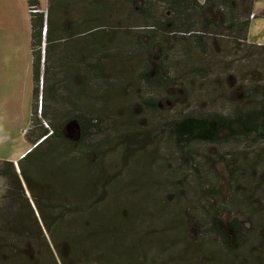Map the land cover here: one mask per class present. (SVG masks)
<instances>
[{
    "label": "trees",
    "instance_id": "16d2710c",
    "mask_svg": "<svg viewBox=\"0 0 264 264\" xmlns=\"http://www.w3.org/2000/svg\"><path fill=\"white\" fill-rule=\"evenodd\" d=\"M27 1L32 30L33 90L37 102L33 105L26 138L33 147L18 161L19 169L15 161L0 159V179H7L20 199L28 198L26 191L30 190L42 218L49 221L47 228L52 240L56 243L57 234H61L60 225L58 229L52 227L54 221L62 225V218L78 220L80 214H87L85 221L88 219L92 225L90 219L99 209L103 210L99 211L101 214L109 212L112 201H105L104 192L110 195L126 188L119 182L127 184V178L132 183L130 176H126L134 171L137 170L140 182L135 184L133 190L141 188V193L147 192L152 178L145 176V170L129 152L130 141L127 139L139 136L145 145L146 140L153 136L164 154L174 157L180 167L195 175L197 191L193 200L196 208L201 210L203 236L212 238L220 251L233 256V260L227 264H264V254L261 255L257 245L264 244V44L249 38L252 21L264 16V12L259 16L253 12L256 1H148L145 7H140L146 12V19L150 20L146 23L148 27L144 33L142 30L135 32V42L128 43V49L122 51L130 55L148 53L149 57L154 56L152 65L147 63L142 71L136 72L132 70L129 59L128 63L118 66L111 74H104L102 70L103 60L113 52V38L107 35V30L96 27L85 31L82 38L88 40L86 44L90 47L85 48L81 43L74 45L79 25L67 32L62 25L50 19L46 9H41V0ZM165 5L166 13L159 10ZM223 32L230 38L228 42L213 38L219 34L224 36ZM169 35L175 37V41L168 46L166 38ZM143 36L147 43L143 41ZM214 40L221 42L217 51L228 50L233 55L243 51V58H239L245 61L244 68H235L236 59L231 61L224 55H219L216 60L212 51L215 48ZM189 41L205 55L203 61L198 60L194 53L190 54L192 48L187 45ZM176 43L175 50L189 58L188 63L195 74L185 72L188 68L179 67V58L171 53ZM85 49L93 52L85 56ZM249 49L251 53L247 54ZM208 59L217 61L214 63L216 71H208L204 67L203 62ZM155 60H158L157 64L153 63ZM215 72L216 76L210 77ZM79 76L82 81L88 79L92 83L88 82L76 91L75 79ZM209 77L218 78L219 81L224 79L229 84L215 87L211 92H217L221 103H228L227 111L202 107L201 100L205 99L206 92H202L201 86ZM184 80L186 84L187 81L191 82L182 88L193 98L190 96L185 103H179L176 102L178 94L174 91ZM132 83L138 88L134 93L136 98L133 105H140L138 116L146 120L149 129L145 131V126L141 128L145 136L140 135L141 130L135 125L134 112H131L134 119H129L131 105L125 104L130 94L129 84ZM197 86L201 87L199 91L194 89ZM40 93L43 94L41 113L49 122L42 120L37 109ZM167 99L172 108L165 105ZM205 100L208 104L212 103L210 98L206 97ZM212 150H215V158L221 160L226 168V190L222 180L219 182L216 177L217 171L205 167L206 158L214 156L211 155ZM123 155L127 156V162ZM109 156L116 157V165L112 170L108 169L109 176L102 179L98 176L102 171L107 172V168H95L97 174L91 173L94 163L99 165ZM70 166V172H66ZM170 174L175 176L174 171ZM42 185L49 191L58 189L57 198L65 199L64 202L53 203L46 198L41 200L38 192L41 193ZM71 188L72 192L78 189L83 193L80 195L82 201L73 200L72 193L69 195ZM22 194L26 197L21 198ZM66 199L71 200L67 202ZM100 203L104 206L97 207ZM45 204L51 209L44 210ZM8 207L3 209L11 211L13 208L12 205ZM25 211L28 215L30 212L33 214V209L29 207ZM4 216L0 212V218ZM16 218L18 221L25 219L20 216ZM78 225L81 227L80 222ZM32 228L30 226L28 231ZM79 229L80 235L94 234L84 224ZM80 235L75 237L76 240ZM35 239H28L27 242L33 249L39 246ZM146 241L149 243L148 237L143 235L132 240L129 254L135 251L143 256ZM125 252L120 251L112 258H125L129 264H135L134 260L129 259L130 256L126 257ZM242 252H246L245 259L237 263ZM97 257L79 259L81 262L73 264H103ZM203 264L224 263L209 259Z\"/></svg>",
    "mask_w": 264,
    "mask_h": 264
},
{
    "label": "rangeland",
    "instance_id": "374dc122",
    "mask_svg": "<svg viewBox=\"0 0 264 264\" xmlns=\"http://www.w3.org/2000/svg\"><path fill=\"white\" fill-rule=\"evenodd\" d=\"M148 1L150 0H41V9H46L45 11L48 12L50 19L57 25H62L67 32L75 25H79L76 39L73 40L74 45L81 43L87 48L89 45L86 44L88 40L82 38L85 31H90L96 27L103 29V31L107 30V35H111L113 38L111 43L113 52H110L108 57L103 60L104 67L102 70L104 74H111L118 66L128 63L129 59L133 65L132 70L140 72L147 63L152 65L154 56L149 57L148 53L124 54L122 50L128 49L130 46L128 43L135 42L137 39L135 32L142 30L144 33L148 27L146 23L150 20L145 17L146 12L140 9V7H145ZM255 1L256 5L253 12L256 16H259L264 12V0ZM48 7L51 11H47ZM159 10L166 13V5L160 7ZM87 27L88 30H86ZM249 30L250 40L264 44V16L255 18ZM221 33L222 31H220ZM220 34L217 37L213 36V38L227 42L230 40L224 32V36H220ZM167 37H169L166 38L169 41V46L175 41V37L170 35ZM142 39L147 43L144 36ZM31 42L32 30L28 1L0 0V159L15 161L18 169V161L31 147L26 138V131L30 127L33 112L32 90L34 81ZM220 43L219 40H214L215 48L212 51L213 55L216 56V60L219 59V55H224L230 58L231 61L236 59L234 61L235 68H244L245 61L239 58L240 56L243 58V51H240L238 55H233L228 50L221 52L220 49L217 51L216 48H219ZM187 45L192 48L190 54L194 53L198 60H204L205 55L200 53L197 46L190 41L187 42ZM175 47H177V43L173 46L174 51H171V53L173 57L179 58L181 63L180 66L178 63V66L188 68L185 72H191V75L195 74V70L188 63L189 58L179 50H175ZM212 51L210 50V54H212ZM91 52H93L91 49H85L83 54L89 56L88 54ZM250 53L251 49L248 50L247 54ZM261 60L259 63L263 67ZM157 61L155 60L153 63L157 64ZM215 62L217 61L208 59L203 64L208 71L214 72L216 71ZM249 63L252 67V61ZM60 70L63 71V69ZM213 76H216V72L210 77ZM210 77L201 87L202 92L207 93L204 94L205 99L206 97L210 98L212 103L208 104L203 99L201 100L202 107L227 111L229 109L228 103L223 101L222 104L219 101L221 98L218 97L217 92H211L215 87H223L225 84H229L224 79L219 81L218 78L213 79ZM28 82H31V84ZM88 82V79L82 81L80 76L76 77L75 90L79 91L80 87ZM199 82L201 83V81ZM187 83L191 84L190 81H187ZM188 84L184 80L175 88L177 90L174 92L178 94L176 102L185 103L189 100L188 97L191 95L189 96L183 89ZM201 87L197 86L194 89L199 91ZM129 89L130 94L125 102V104L129 103L131 105L130 108L128 107L130 110H128L129 119H134L132 115L134 112L135 125L140 130L145 126V131H149L145 123L146 120L138 116L140 105H137V103L133 105L136 98L134 93L138 89L137 85L129 84ZM191 98L193 97L191 96ZM165 103L169 107L173 106L168 99L165 100ZM40 117L42 120L46 119L49 122L43 113ZM140 135H144L142 130ZM127 140L130 141L129 152L137 160V164L139 163L141 168L145 170V176L152 178L150 188L146 193H141V188L133 190L135 184L140 182L137 170L134 171L133 174L126 176H130L133 180L132 183L127 178H125L127 184L123 181L124 184L119 182L121 186L126 188H121L120 191L116 190L115 193L110 195L104 192L105 201L108 203L112 201L108 207L110 211L101 214L99 211L103 210L99 209L94 214V218L90 219L92 225L88 223V219L85 221L86 218L84 217L87 214H80L81 217L78 220L70 217H67V219L62 218L64 228H62L59 221H54L51 224L54 229H58V225H60V229H63H59L61 234H57L56 243L52 240L47 228L49 221L42 218L41 210L32 198L30 190L26 187V196L29 199H20L14 194L13 190L15 191V189H11L9 181L1 178L0 212L5 216L0 218V264H73L81 262L79 259L88 260L92 257L97 259V256L100 257L98 260L103 264H129L124 260L125 258H112L114 254L123 250H126V257L129 258L128 256H130L129 259L134 260L135 264H203L209 259L216 263L227 264L233 260L232 255L220 251L219 246H216L212 238L203 236L201 210L196 208L193 200L194 193L197 191L194 182L195 175H191L180 167L174 157L164 154L163 148L153 136L146 140L145 145L139 136L129 137ZM214 152L215 150H212L211 155H214ZM60 157L62 161V156ZM122 158L124 161H128L127 156L123 155ZM114 160H116V157L109 156L99 165L94 163L91 173H96L95 168H107V172L102 171L98 174L101 179L105 178L108 175V169L112 170L116 165ZM220 161L215 158V155L211 156L210 159L206 158L205 167L217 171L216 177L219 182L222 180L223 187L226 190L228 174L225 166ZM70 170L71 166L66 172H70ZM173 171L175 172L174 177L170 174ZM175 186L177 187L176 192L174 190ZM98 188L104 189L102 186H98ZM102 190L98 189L97 191L101 192ZM69 192V195L72 193L71 196H73L75 202L83 200L80 197L83 193L78 189L77 192H72L71 188ZM38 195L41 200L46 198L53 203H63L65 200L57 198L58 189L53 188L52 191L51 189L49 191L45 185L41 186V193L38 192ZM26 196L23 195L21 198ZM69 200L71 199H66L67 202ZM9 205L13 206L11 211H8ZM27 206L33 209V214L30 212L28 215V212L25 211L28 208ZM100 206L103 207L104 205L102 203L97 205V207ZM3 207L8 209L4 210ZM48 208L51 209L48 204H45L44 210ZM16 212L18 215L15 214ZM19 216L25 219L18 221L16 217ZM78 222L81 223V227ZM83 224L91 228L93 230L91 233L94 234L80 235L81 229L79 228H82ZM30 226L33 228L28 231ZM97 227L99 228L96 229ZM79 235L80 238L76 240ZM141 235L148 237L149 240V243L146 241L143 245L144 255L137 254L135 251L134 254H129L131 241ZM34 238H36V242L38 240L39 244L36 249H33V246L27 243L28 239L32 240ZM11 242L12 244H9ZM257 245L261 255L264 254V244L259 243ZM245 253H241L237 263L245 259ZM140 256L143 258L138 259Z\"/></svg>",
    "mask_w": 264,
    "mask_h": 264
},
{
    "label": "flooded vegetation",
    "instance_id": "af4514ba",
    "mask_svg": "<svg viewBox=\"0 0 264 264\" xmlns=\"http://www.w3.org/2000/svg\"><path fill=\"white\" fill-rule=\"evenodd\" d=\"M33 86H34V85H33ZM33 88H34V87H33ZM40 95H43V94L40 93ZM32 96H33V104H32V106H33V105H35L36 102H37V99H35V97H34V90H32ZM38 102H40V96H39ZM41 105H43V96H42V99H41ZM49 134H50V133H49ZM49 134H48V135H49ZM48 135H47V136H48Z\"/></svg>",
    "mask_w": 264,
    "mask_h": 264
},
{
    "label": "clouds",
    "instance_id": "9594fccd",
    "mask_svg": "<svg viewBox=\"0 0 264 264\" xmlns=\"http://www.w3.org/2000/svg\"><path fill=\"white\" fill-rule=\"evenodd\" d=\"M40 96H41V95H40ZM39 104H40V106H39ZM39 104H38V106H39L38 110H39V113H41V112H42L41 98H40V102H39ZM26 132H27V131H26ZM31 147H33V146H31ZM31 147H30V148H31ZM30 148H29V150H30ZM29 150H28V151H29ZM28 151H27V152H28ZM27 152H26V153H27ZM26 153H25V154H26ZM25 154H24V155H25Z\"/></svg>",
    "mask_w": 264,
    "mask_h": 264
},
{
    "label": "crops",
    "instance_id": "0c3cea01",
    "mask_svg": "<svg viewBox=\"0 0 264 264\" xmlns=\"http://www.w3.org/2000/svg\"><path fill=\"white\" fill-rule=\"evenodd\" d=\"M28 83H30V84H31V82H28Z\"/></svg>",
    "mask_w": 264,
    "mask_h": 264
},
{
    "label": "built area",
    "instance_id": "2783aa9c",
    "mask_svg": "<svg viewBox=\"0 0 264 264\" xmlns=\"http://www.w3.org/2000/svg\"><path fill=\"white\" fill-rule=\"evenodd\" d=\"M37 11V10H36Z\"/></svg>",
    "mask_w": 264,
    "mask_h": 264
}]
</instances>
